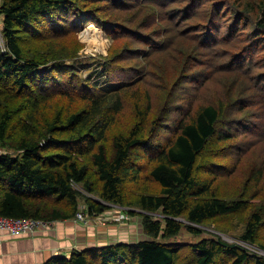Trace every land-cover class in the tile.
Masks as SVG:
<instances>
[{"label": "trees", "instance_id": "obj_1", "mask_svg": "<svg viewBox=\"0 0 264 264\" xmlns=\"http://www.w3.org/2000/svg\"><path fill=\"white\" fill-rule=\"evenodd\" d=\"M79 1L106 0H0V15L3 16L2 36L5 41V52L0 50V96L3 93L18 96L26 87L31 95L40 94L44 98L60 92L68 98L89 103L85 115L71 114L66 121L59 119L58 115L55 123L48 127L49 132L73 124L86 125V122L96 120L86 132L89 134L86 137L75 141L66 139L70 144L76 145L77 153L80 154L78 158L74 156L76 149L51 153L48 146L55 142L57 144L56 139L50 140L47 146H44L45 142L39 144L37 140H29L26 137H20L15 144L11 143L17 124L21 123V126L27 129L28 123L24 120L22 123L19 119L11 126L14 119L9 104L6 103L8 100L4 108L0 101V148L11 147L14 151V154H0V216L55 221L74 218L80 209L81 201L85 204V211L91 215L100 214L110 208L107 204L135 206L143 212L160 211L164 216L162 225L160 221L152 220L151 216L145 213L127 211L131 216H142V228L147 235L154 238H171L178 235L183 227L189 233L199 235L202 230L197 226L205 225L209 220L248 211L241 239L251 244L256 243V246L264 251V239L262 234H259L264 227V208L255 205L256 196L253 195L256 193H252L248 198L245 195L230 200L221 198L214 192L212 178L197 176L200 166L215 162L208 158L211 153L212 156L218 157L217 152L228 150L227 140L234 141L232 136H235V127L253 125V115L248 114V111L238 114L245 106L252 105L253 97L260 112L255 126L264 123V59L258 57L261 49L264 52V0H212L213 3L205 17L206 26L196 24L189 26L192 29L183 31L207 53L206 62L205 58L202 59L203 64L210 65L214 71L227 69L233 74H238L237 76L244 77L245 88L236 93V98H229V104L218 102L216 105L199 107L191 117L186 115L174 123V134L167 143L154 146L160 130L166 126L167 112L171 107L180 106L173 102L171 96L164 102L161 115L151 121L147 133L135 124L128 135H113L109 148L104 144L105 130L112 124L115 114L122 110L119 91H122L121 88L133 86L135 80L145 72L138 67L130 70L123 67L124 73L127 74L125 84L115 76L119 56L115 60L99 59L97 62L100 69L97 75L102 77L99 81L104 79L110 85V88L105 90L90 77H84L78 72L77 64H67L64 57L59 58L61 61H55L52 68L49 64L32 59L24 60L23 48L19 44L23 32H29L32 36L35 34L32 24L39 18L46 20L48 31L52 32L54 38L68 33L71 29L76 31L87 24L99 25L107 33L114 19L110 17L106 24L107 21L105 23L102 20L103 16L96 12V6L84 10L78 4ZM109 1L117 3L116 0ZM151 1L154 0H143L142 3ZM164 1L169 7L171 2ZM199 4L200 1L197 5ZM169 10L170 7L165 9L163 16L165 15L166 19L168 17L170 24L174 23L172 26L175 29L173 15ZM88 15L91 17L88 18ZM250 16H254L252 23L255 26L244 35L242 32L248 29ZM180 18L182 17H179L178 21ZM113 23L114 26L118 24L115 20ZM169 23H166L165 29H161L163 32H160V35L145 34L141 39H150L145 42L148 52L165 47V43L155 39L159 36L163 40L173 41L176 35L183 37L179 30H176V34L169 35L168 33L172 32L168 29ZM147 26L145 24L141 28ZM166 30L168 33H165ZM131 32L136 33V28ZM222 45L226 48L222 49ZM227 47L234 50L231 56L227 55ZM143 49L141 52L145 53ZM245 49L250 53L245 52ZM195 56L194 51L190 57ZM225 58L227 62H224ZM59 87L61 90H58ZM32 99L38 100L37 97ZM256 131L257 129L252 130L250 135L264 141V135ZM82 143L85 144L83 147ZM212 143L214 146L223 144L215 149ZM233 148L237 153H242L240 142ZM142 150L151 153L148 158L149 167L145 169L146 177L158 184L160 190L158 194L141 193L135 201L125 203V186L131 182L137 184L143 171L140 165V161L144 159ZM81 157L89 158L92 168L90 173L88 165L80 162ZM211 167L206 166V172L209 174ZM256 169L258 170L252 176L259 181L264 175V166L257 165L251 172ZM79 186L87 192H96L98 201L85 197L82 190L78 189ZM179 218L188 224L181 223L177 220ZM190 247L195 253L192 264H264V256L253 254L240 245H228L221 240L203 239ZM184 248L185 245L155 240L140 241L135 245L119 242L73 251L69 257L54 256L44 264H94L96 261L98 264H177ZM219 259H224V262L217 263Z\"/></svg>", "mask_w": 264, "mask_h": 264}, {"label": "rangeland", "instance_id": "obj_2", "mask_svg": "<svg viewBox=\"0 0 264 264\" xmlns=\"http://www.w3.org/2000/svg\"><path fill=\"white\" fill-rule=\"evenodd\" d=\"M198 1L201 4L197 5ZM116 2L118 4H114L113 1L109 0L103 2H78L84 10L96 6V12L103 16L102 20L105 23L107 21L106 24H108L110 17L118 22L114 26L115 23L112 20L110 29H107L106 25L107 33H105L103 27L94 24L101 32L102 36L100 39L104 41L102 44L105 47L102 45L100 47L101 51L92 49L88 46L87 41L82 40L81 34L88 24L78 28L76 31L71 29L68 33L54 38L52 37V32L48 31L44 18H41V20L39 18L36 23L32 24V29H35L33 36L29 32L27 34L23 32L21 34L22 38L19 40V44L23 48L24 60L32 59L49 64L48 66L52 68L55 61H61L59 58L64 57L67 64H77V67H79L77 69L78 72H81L84 77H90L92 81L98 83L105 90L109 89L110 85L104 79L99 81L102 79V77L97 75L100 69V65L97 62L99 59L112 58V60H115L119 56L120 60L116 63L118 67L115 76L125 84L127 82V74L124 73L123 67L128 70L138 67L145 72V74L135 80L133 86L121 88L122 91H119L122 99V110L115 114L112 124L105 130L106 140L104 144L106 147H110L113 135L120 133L128 135L135 124L139 125L143 132L147 133L151 121L161 115L164 102L171 96L173 97V102L180 106L179 108L171 107L167 112L168 120H166V126L160 130L154 146L164 145L171 139L174 134L175 122L183 119L186 115L191 117L195 110L201 106L207 104L216 105L218 102L223 103V105L224 103L229 104V98H236V93L245 88L243 86V76H237L238 74H233L227 69L214 71L210 68V65L206 66V64H203L202 59L205 58L204 62H206L207 53L183 33V31L192 29L189 27L192 25L206 26L205 17L211 7V3H213L212 0H169L171 2L169 11L173 15L175 29L172 26L173 22L170 24L168 17L166 19L165 15L163 16L164 10L169 9L164 0H154L150 3H142L143 0H116ZM89 17L91 15H88ZM179 17L182 18L178 21ZM161 19L164 20L161 21ZM253 19L254 16H250L248 29L243 32L241 30L244 35L255 26L252 23ZM166 23L170 24L168 29L172 30V32L168 33L166 30L165 33L172 35L176 34V30H179L183 37L176 35L173 41L172 39L163 40L159 36V38L155 39L161 40L163 44L165 43V47H161L155 52H148V48H145V42L150 39L145 41L141 39L144 38L145 34L160 35V32H163L161 29L166 28ZM0 24L1 30H3L2 15H0ZM137 24L139 26H136ZM145 24L148 25L147 28H141ZM134 28H136L137 32L132 34L131 31ZM221 48L225 49L226 46L222 45ZM122 49H124L123 52L121 51ZM142 49L145 50V53L141 52ZM0 50L5 52L3 36L0 38ZM194 51L196 52V58L190 57ZM232 51L234 50H230L227 47V55L231 56L233 54ZM245 52L249 51L245 49ZM263 55L264 52L261 49L258 57L264 59ZM122 57L126 59L123 60ZM130 57L132 58L128 60ZM227 61V58H225L224 62ZM28 90L29 88L24 87V90H21V94H18V96L6 95V93L0 96L2 108H4L5 102L8 100L6 103L9 104L10 112L13 113L14 120L11 126L16 124L19 119L21 122L24 120L25 123H28L27 129L23 128L21 123L17 124L11 143L15 144L20 137H26L29 140H37L39 144L45 142L44 146H47L50 140L56 139L57 144L55 142L48 146L49 152L56 153L63 152L65 149L69 151L76 149L74 156L78 158L80 154L77 153L76 145L70 144L66 139L75 141L86 137V135H89L86 132L92 128V123L94 125L96 120L93 122L88 121L85 123L86 125L73 124L51 132H49L48 127L55 123L58 115L59 119L62 118L65 121L71 114L85 115L89 103L81 99L68 98L60 94V92L43 98V95L40 94L31 95ZM58 90H61V87ZM32 97H37L38 100H33ZM252 100V105L250 107L245 106L238 114L241 115L242 111H248V114L253 115V125L235 127V136H232L234 141L227 140L228 150L223 149L217 152L218 157L212 156V153L209 155V160L215 161L213 164H207L212 166L211 173L206 172L207 165L200 166L197 176L200 178H212L214 192L221 198L230 200L243 195L248 198L252 193H256V195H253L256 196L255 205L264 208V175L261 180L257 181L252 175L259 168L254 170L253 173L251 172L252 168L257 165L261 167L262 164L264 166V141L250 135V132L255 129H257L256 133L264 135V123L258 124L257 127L255 126L256 121L260 118V112L256 107L254 97ZM81 135L83 136L78 137ZM239 142L242 146V153H237L233 148ZM222 144L219 143L214 146V143H212L215 149L222 147ZM84 145V143L81 144L82 147ZM6 153L14 154V151L11 147L0 148V154ZM142 153L144 159L140 161V165L143 167V171L137 184H132L133 182H131L125 186L126 190L124 188V191L127 195L125 203L135 201L141 193H159V185L146 177L145 169L149 167L148 158L151 153H146V150H142ZM79 160L81 163L88 165L87 169L90 173L92 168L89 164V158L81 157ZM93 179L94 177H92ZM78 189L82 190L83 195L88 199L98 201L96 192H87L81 186ZM107 205L110 208L100 214H94V216L105 215V221L107 222L103 225H112L114 227L113 231L116 233L115 236H117V238H113V241L116 239L121 243L135 245L140 241L155 240L168 244L185 245L177 264H192L193 259H195V253L190 245H194L203 239L221 240L228 245H240L253 254L264 255L257 249L256 243L251 244L241 239V235L245 231L244 223L248 216V211L243 212V214H231L209 220L205 225L197 226L202 230L199 235L189 233L183 227L178 235L171 238H154L143 231L142 216L140 214L145 213L151 216L152 220L160 221L163 225L164 216L160 211L149 213L143 212L135 206ZM85 210V204L81 201L78 212L83 213L84 219L80 221L85 220ZM128 210L136 211L140 214L131 216L127 213ZM74 218L77 219L76 215ZM177 220L183 224H188L182 218ZM259 234H262L261 236L264 239V227L261 228ZM260 241L263 242L262 239ZM99 243L105 244L104 241ZM222 261L224 262V259H219L217 263H222ZM94 264H98V261L94 262Z\"/></svg>", "mask_w": 264, "mask_h": 264}, {"label": "crops", "instance_id": "obj_3", "mask_svg": "<svg viewBox=\"0 0 264 264\" xmlns=\"http://www.w3.org/2000/svg\"><path fill=\"white\" fill-rule=\"evenodd\" d=\"M84 213V221L72 217L55 220L29 234L1 233L0 264H44L54 256L69 257L73 251L119 243L116 239L113 241L117 238L114 227L103 225L107 222L105 215Z\"/></svg>", "mask_w": 264, "mask_h": 264}, {"label": "built area", "instance_id": "obj_4", "mask_svg": "<svg viewBox=\"0 0 264 264\" xmlns=\"http://www.w3.org/2000/svg\"><path fill=\"white\" fill-rule=\"evenodd\" d=\"M2 37V30H1V24H0V38ZM76 218L79 220H83L84 216L83 213L78 212L76 214ZM52 221H45L42 219L37 218H9V217H3L0 216V235L1 233L5 232L12 236H18L23 234H29L35 231L38 228H41L43 226H47ZM257 249H259L257 247ZM260 253L264 254V251L262 249H259ZM261 255V254H258ZM264 256V255H261Z\"/></svg>", "mask_w": 264, "mask_h": 264}, {"label": "bare ground", "instance_id": "obj_5", "mask_svg": "<svg viewBox=\"0 0 264 264\" xmlns=\"http://www.w3.org/2000/svg\"><path fill=\"white\" fill-rule=\"evenodd\" d=\"M101 36L102 35L100 30L96 28L95 25H89L85 27L83 33L81 34L82 40L87 41L89 47L99 51H101L100 47L103 45L102 43L104 42L100 39ZM103 47L105 46L103 45Z\"/></svg>", "mask_w": 264, "mask_h": 264}]
</instances>
